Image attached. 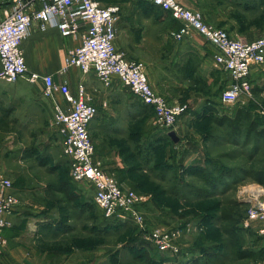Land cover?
Instances as JSON below:
<instances>
[{"label":"rangeland","instance_id":"obj_1","mask_svg":"<svg viewBox=\"0 0 264 264\" xmlns=\"http://www.w3.org/2000/svg\"><path fill=\"white\" fill-rule=\"evenodd\" d=\"M98 2L103 6L116 4L121 7L115 25L116 45L128 59L142 66L151 87L162 94L166 93L167 69L180 68L181 63L187 65L195 58L185 52V57L178 56L174 60L175 57L172 59L170 55L172 51L197 49L208 52L211 48L196 32H191L186 40H174L171 33L182 23L157 11L149 0ZM192 2L194 11L202 15L205 23L226 33L231 30L233 35L244 34L251 39L264 33V0ZM129 26L137 31L132 32ZM185 67L189 69V66ZM68 71L83 77L93 76L97 81L92 72L85 76L75 68ZM216 74L221 84L209 94L211 102L190 105V116H182L191 117L187 121L195 122V127L206 135L203 152L207 156L203 163L187 166L183 161L185 149L176 144V138L172 139L166 130L154 124L150 107L141 106L136 99L135 102L140 104L138 108L129 109L127 102L118 106L124 113H136L138 118L125 125L126 136L119 141V153L103 162L107 167L103 169L114 175L120 188L134 192L139 198L135 209L143 218L146 229L178 232L175 244L181 250L177 257L157 252L143 240V232L135 224L120 218H104L94 203L90 184L72 181L69 161L61 154L51 109L48 108L47 116L39 120V124L46 127L40 141L33 134L30 141L25 139L24 166L7 167L6 148L10 139L6 134L0 135L2 168L14 177L16 188H25L24 197L15 196L18 205L14 213L21 211L18 223L25 229L28 224L43 223L41 216L45 215L49 223L61 231L59 234L40 233L32 241L35 243H31V247L40 261L44 264H241L232 260V245L223 232L228 225L221 218L230 212L237 221L236 227L249 229L244 227L248 208L253 203L264 202V137L247 133L245 124L240 133H232L223 122L219 126L216 119H228L237 111L247 110L258 129L264 128V93L261 91L264 89V69L256 72L251 81V96L230 106L220 100L227 77L219 70ZM177 80L180 86L174 92L186 96L188 93L184 94L185 89L181 86L184 78L180 75ZM113 87L117 89V96L133 97L116 78ZM202 90L193 88L196 95ZM6 122L11 123L10 120ZM95 155H99L98 150L94 151ZM66 177L72 183L64 180ZM41 187L43 191H38ZM9 223L0 231L1 262L9 264L8 261L14 259L18 264H25V247L28 249L29 246L22 232L15 234L20 239L11 241L6 237L12 228V219ZM12 248L14 254L10 253Z\"/></svg>","mask_w":264,"mask_h":264},{"label":"built area","instance_id":"obj_2","mask_svg":"<svg viewBox=\"0 0 264 264\" xmlns=\"http://www.w3.org/2000/svg\"><path fill=\"white\" fill-rule=\"evenodd\" d=\"M149 2L182 23L171 33L174 40H186L191 32H196L213 47L214 66L229 78L220 94L222 103L230 106L251 96L252 71L264 69V33L255 40L233 38L205 23L199 12L187 8L180 0ZM0 3L5 5L0 18V80L10 84L18 80L40 83L42 96L53 103V124L62 155L69 161L72 181L90 184L94 203L104 218H120L135 224L143 232V240L157 252L179 256L181 248L175 244L178 232L146 229L135 209L139 198L134 192L121 189L114 175L94 159L89 126L98 111L85 86L80 83L72 91L67 82L55 83L51 75L29 72L21 49L33 25L40 31L56 28L61 37L78 40L76 46L67 50L58 73L63 75L71 68L78 69L82 75L92 72L106 90L112 88L116 78L135 99L150 107L154 124L170 134L188 106L171 104L155 92L142 66L117 49L115 25L121 8L116 4L103 6L97 0H0ZM11 189L12 181L0 165V231L10 225L9 217L18 205ZM244 227H255L257 234L264 236V202L250 205Z\"/></svg>","mask_w":264,"mask_h":264},{"label":"crops","instance_id":"obj_3","mask_svg":"<svg viewBox=\"0 0 264 264\" xmlns=\"http://www.w3.org/2000/svg\"><path fill=\"white\" fill-rule=\"evenodd\" d=\"M180 1L187 8L192 10L195 9V4L192 2V0ZM3 6L5 5L0 3V18L2 17ZM152 9L155 10L154 8ZM157 11L160 10L158 9ZM129 30L132 32L137 31L131 26H129ZM229 32L230 33L228 34L231 37H237V35H239L245 37L247 40H255L261 36L260 35L251 39L244 34L233 35L231 30ZM77 44L78 40L61 37L56 28L50 27L45 31H40L36 25H33L28 37L22 42L21 49L23 51L29 72H35L41 75H51L55 83L67 82L69 88L72 91H74L76 86L80 83L85 86L92 98V104L95 105L98 111L97 115L95 116V118L97 117L95 125L93 126V123L95 122L94 118L89 126V132L94 146V151L98 150L99 152V155H95L94 159L96 161H100L103 165V168L106 170L107 167L103 164V162L113 159L114 155L116 156V153H119L121 150L119 141L120 139H124L126 136L125 125L129 121H134L136 118H138L136 113H124L120 108H118V106L124 102H127L130 104L129 109H134L138 108V105L140 106L141 103L137 99L136 100L140 104L136 103L135 98L130 96H117V89H115L113 86L110 90L104 89L98 80H94L93 76L83 77L74 71H68L63 75H60L58 72L63 65V60L67 50L73 46H76ZM210 47L211 48H209L208 52L197 49H180L172 51L170 55L172 59L175 57L174 60H176L178 56L183 57L184 55L185 57V52H190V56H195V58H193V61L189 62L187 65H183L184 63H181L179 65L181 66L180 68L171 67V69H167L166 76L168 79L166 78L165 94L156 91L152 87L154 91L163 95L171 104L187 105L188 110L190 109V105L209 104L211 102L209 94L212 91L214 92L215 89L221 84V79L216 74L219 69L214 66L213 62L214 49L211 45ZM119 51L123 53L121 50ZM172 66L174 65L172 64ZM185 66H189V69ZM258 71H260V69H254L252 71L250 77L251 81L254 79L256 76L255 74ZM78 72L80 71L78 70ZM180 75L184 78L181 86L185 89L184 94L188 93L186 96H181L179 95V92H174L175 88L180 86L177 80ZM226 77L227 84L229 78L227 75ZM196 87L203 89L202 92H199L197 95L193 91V88ZM120 90H123V88L120 87ZM58 99L61 100L59 95ZM52 104L53 103L51 100L42 96V85L40 83L32 84L25 80H18L16 83L10 84L0 80V135L6 134V136L8 135V138L10 139V144H8V147L6 148V154L8 153L6 156H8V158L5 160L8 168H18L25 165V139L30 141L32 138L30 135L33 134L38 138V141H40L39 137L44 136L46 127L45 124H39V120L43 119L45 115L47 116L46 110H48V108L52 110L54 115ZM141 106L144 105L141 104ZM185 114L190 116L189 111H187ZM181 117L179 118L178 122L180 121ZM187 118L188 117H182L180 123L178 124L177 122L176 126L173 128V131L170 133V136L172 139L176 138V144L182 146V148L185 149L186 154L184 153L183 156V161L185 164L187 166H192L194 164H201L206 160L205 156L207 155H205V152H203L206 144V135L203 134L202 131L198 129V127H195L197 125L195 122L187 121ZM220 118L221 117L217 119ZM15 119L18 121L14 122ZM7 120H10L11 123H7ZM5 123L10 127H8ZM199 124L200 123H198V125ZM58 141L60 142V140ZM1 158L2 157L0 155V160H2ZM0 165L4 168L1 162ZM5 175L12 181L11 192L16 197L18 196L17 194L24 197L25 188H16L14 186V177H10L6 172V169ZM21 178L23 179L24 176ZM64 180L71 182L70 178L67 177ZM38 184L43 183L38 182ZM42 188L43 187L38 188V191H43ZM19 210H17L16 213L13 212L9 217V220L12 219V228L8 230L6 237L11 239V241L18 238L20 239V237L17 238L15 234L22 232L24 236L23 239H25V243L29 246L28 249L25 247V264H44L43 261L38 259L35 249L31 247L32 241L37 238V235L40 233L50 232L59 234L61 231H59L58 227H54V224L49 223V219L45 215L41 216L43 219L41 222L43 223L28 224L26 225L25 229H23V226H20L18 223L21 216V211ZM236 225L232 228L235 233L234 237L236 241V248H232L231 250L233 254L232 260L241 264H264V236L258 235L255 227L244 230L240 227H236ZM34 243L35 242L32 244ZM235 251H246L249 256L243 259H238L235 256ZM10 253H15L14 248L11 249ZM204 258L205 257L202 258L203 261ZM219 258H222V256ZM1 261L2 253L0 252V264H4ZM199 261H201V259H199ZM8 263L18 264L14 259L9 260Z\"/></svg>","mask_w":264,"mask_h":264},{"label":"trees","instance_id":"obj_4","mask_svg":"<svg viewBox=\"0 0 264 264\" xmlns=\"http://www.w3.org/2000/svg\"><path fill=\"white\" fill-rule=\"evenodd\" d=\"M261 91L264 93V89H261ZM217 124L219 126L222 124V122L227 125L232 133H240V128L245 124L246 125V132L249 134H255L256 137L263 138L264 137V128L258 129V124L251 119V115L249 111H237L233 117L231 118H225L221 117L220 119H216ZM222 220L227 222V227L223 230V232L227 235L229 238V243L232 245V248H236V241H235V233L232 228L237 224L236 219L232 217V214L230 212L225 213L222 215ZM235 256L238 259H243L249 256V254L246 251H235Z\"/></svg>","mask_w":264,"mask_h":264}]
</instances>
